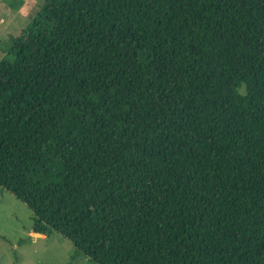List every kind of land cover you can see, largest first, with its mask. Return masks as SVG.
<instances>
[{
  "label": "trees",
  "instance_id": "16d2710c",
  "mask_svg": "<svg viewBox=\"0 0 264 264\" xmlns=\"http://www.w3.org/2000/svg\"><path fill=\"white\" fill-rule=\"evenodd\" d=\"M0 186L96 264H264V0H47Z\"/></svg>",
  "mask_w": 264,
  "mask_h": 264
},
{
  "label": "rangeland",
  "instance_id": "374dc122",
  "mask_svg": "<svg viewBox=\"0 0 264 264\" xmlns=\"http://www.w3.org/2000/svg\"><path fill=\"white\" fill-rule=\"evenodd\" d=\"M47 0H0V62L11 40L41 12ZM0 264H96L58 232H35L34 214L0 186Z\"/></svg>",
  "mask_w": 264,
  "mask_h": 264
}]
</instances>
